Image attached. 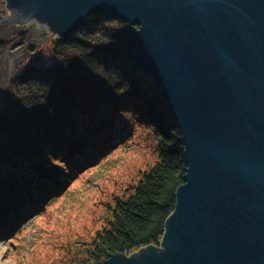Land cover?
Returning a JSON list of instances; mask_svg holds the SVG:
<instances>
[{
  "label": "water",
  "instance_id": "obj_1",
  "mask_svg": "<svg viewBox=\"0 0 264 264\" xmlns=\"http://www.w3.org/2000/svg\"><path fill=\"white\" fill-rule=\"evenodd\" d=\"M2 23L67 36L94 12L180 132L185 173L154 250L100 264H264V0H4ZM0 22V25L2 24Z\"/></svg>",
  "mask_w": 264,
  "mask_h": 264
},
{
  "label": "trees",
  "instance_id": "obj_2",
  "mask_svg": "<svg viewBox=\"0 0 264 264\" xmlns=\"http://www.w3.org/2000/svg\"><path fill=\"white\" fill-rule=\"evenodd\" d=\"M123 25L98 12L67 36L52 34L35 21L0 25V54L17 43L16 48L40 59L41 47L31 40L48 37L52 58L49 67H25L16 74L0 61V144L18 152L11 161L0 156V184L38 158L58 172L49 189L33 173L18 175L16 184L7 182L6 198L26 194L38 204L34 211L39 216L81 172L117 150L135 144L156 154L126 194L100 205L101 224L93 235L84 239L69 231L55 243L57 253L36 247L25 254L18 241L27 228L19 230L10 240L8 264H100L161 242L185 173L181 136L159 90L122 55L125 42L118 29ZM71 138L81 151L71 153L65 143ZM40 194L49 203L39 204ZM30 210L23 209L25 220Z\"/></svg>",
  "mask_w": 264,
  "mask_h": 264
},
{
  "label": "rangeland",
  "instance_id": "obj_3",
  "mask_svg": "<svg viewBox=\"0 0 264 264\" xmlns=\"http://www.w3.org/2000/svg\"><path fill=\"white\" fill-rule=\"evenodd\" d=\"M8 16L9 12L5 7L4 0H0V22L2 23V19ZM7 25L17 24L8 23ZM31 42L41 47V58L36 59L34 55L25 54L22 46L16 48L18 44L13 43L11 49L0 54V61L4 65V69L6 68L9 72L16 74L25 67H49L52 63L50 56L51 39L35 37L32 38ZM149 80L151 81L150 78ZM110 136L113 135L109 134L108 137ZM65 143L69 148L81 151L80 143L76 139H67ZM17 155V151L0 144L1 157L11 161ZM155 160L156 154L152 152V149L150 153V150H142L140 145L131 144L117 150L105 161L100 160L99 164L93 168H88L86 172H81L78 178H74L66 193L54 197L53 202L43 214L26 221V225L28 224L27 231L18 241L22 253L30 254L31 250L36 247L57 253L55 243L65 240L69 231L77 232L76 234L84 239L93 235L101 224L103 211L100 205L109 202V198L114 195L126 194L137 181L141 171L146 170ZM19 168L21 174L17 172L16 175H12L1 184L0 195L3 193L7 182L17 183L16 176L18 175L30 176L33 173L43 179L54 180L57 178V172L45 167L39 158L35 159V163L26 164ZM22 229L23 226L19 228V230ZM7 238V235L0 236V264L12 261L10 256H6L12 248V244ZM14 252L17 251L14 250ZM16 255L14 256L17 257L18 255Z\"/></svg>",
  "mask_w": 264,
  "mask_h": 264
},
{
  "label": "bare ground",
  "instance_id": "obj_4",
  "mask_svg": "<svg viewBox=\"0 0 264 264\" xmlns=\"http://www.w3.org/2000/svg\"><path fill=\"white\" fill-rule=\"evenodd\" d=\"M154 250L152 247H145L142 249L141 248H138L137 250H135L134 252L131 253L132 257H140L144 254H147L148 252ZM5 264H8L7 262H5Z\"/></svg>",
  "mask_w": 264,
  "mask_h": 264
}]
</instances>
